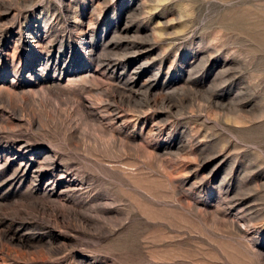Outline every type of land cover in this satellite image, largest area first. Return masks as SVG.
Instances as JSON below:
<instances>
[{
    "label": "rangeland",
    "instance_id": "374dc122",
    "mask_svg": "<svg viewBox=\"0 0 264 264\" xmlns=\"http://www.w3.org/2000/svg\"><path fill=\"white\" fill-rule=\"evenodd\" d=\"M0 264H264V0H0Z\"/></svg>",
    "mask_w": 264,
    "mask_h": 264
}]
</instances>
